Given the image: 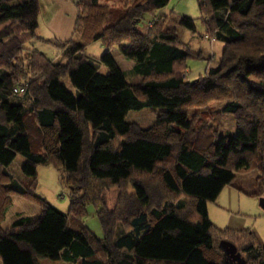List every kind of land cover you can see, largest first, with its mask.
<instances>
[{
	"label": "trees",
	"instance_id": "16d2710c",
	"mask_svg": "<svg viewBox=\"0 0 264 264\" xmlns=\"http://www.w3.org/2000/svg\"><path fill=\"white\" fill-rule=\"evenodd\" d=\"M109 1L78 0L72 38L57 40L37 35L38 0H0V223L11 196L39 208L0 229V264H234L221 240L245 264H264L253 232L216 230L207 215L238 171L254 168L255 194L264 193V0H199L204 36L223 47L217 64L192 81L184 63L201 54L179 48L167 17L156 14L169 0ZM144 15L153 25L142 33ZM178 25L194 32L189 18ZM32 40L59 58L47 59ZM95 42L97 58L84 52ZM112 49L133 63L131 83ZM212 101H225L217 115L232 116L236 132L198 130L199 145L190 140L188 110ZM141 110L155 115L150 126L125 122ZM27 121L38 131L36 152ZM16 156L23 179L9 170ZM39 166L53 167L69 189L65 213L35 193ZM127 187L131 193L109 207L104 194ZM87 205L101 239L83 224Z\"/></svg>",
	"mask_w": 264,
	"mask_h": 264
},
{
	"label": "rangeland",
	"instance_id": "374dc122",
	"mask_svg": "<svg viewBox=\"0 0 264 264\" xmlns=\"http://www.w3.org/2000/svg\"><path fill=\"white\" fill-rule=\"evenodd\" d=\"M47 10L49 11L47 26L52 30H56L62 39H67L70 36L73 16H75L74 4L72 0H46ZM54 2L52 5L50 2ZM133 1V0H132ZM44 2V1H43ZM42 5H45V2ZM199 0H169L167 5L156 14L165 15L166 29H172L178 39V47H186L191 52L201 54V58L188 59L184 63L185 75L187 81H192L199 75H203L205 70L214 67L220 57L223 45L215 40H210L204 36L205 27L203 19L198 11ZM122 3H128L127 0L109 1L107 4L111 7L119 6ZM129 4V3H128ZM181 17L189 18L194 23V32L178 25V19ZM75 18V17H74ZM46 8L37 17L38 31L44 36L50 33L45 27ZM153 25V20L144 15L138 23L137 28L140 32H145L147 28ZM77 37V36H76ZM76 39V38H75ZM33 47L40 50L45 56L52 58L55 54V49L50 45L38 42L33 44ZM102 47L99 42L92 43L85 48V53L88 56L97 58L102 54ZM112 56L119 68L122 70L126 82L131 83L133 80L132 66L133 63L122 58L116 49H112ZM101 72H105L101 68ZM64 83L69 87L67 80ZM225 101H212L204 107L191 108L188 110V117L192 119L193 133L190 136L191 141H196L199 145L203 140H199L198 130L211 129L216 136H232L235 134V122L230 115H217ZM125 122L132 123L139 128H147L154 120L155 115L147 110L130 111L125 117ZM28 136L31 142V151L39 150L38 131L27 121ZM209 133V132H208ZM202 145V144H201ZM20 159V158H17ZM9 170L17 178H21L19 171L18 160H15L9 167ZM58 172L53 167L39 166L36 170L35 193L40 195L47 203L54 206L61 212H66L68 209V193L69 189L63 186L58 179ZM256 170L248 169L241 170L235 174L232 182V192L226 195V190L221 194L219 202L208 204V219L216 230H223L227 224L231 222L228 229L231 231L249 230L254 231L258 242L264 244V213L258 206ZM23 179V177H22ZM253 192V193H251ZM131 193V189L127 187L124 190L119 188H111L104 194L107 205H113L115 197L119 194L127 195ZM9 205L4 213L3 221L0 223V229H7L10 224L21 217L29 219L34 218L39 213V208L36 204L18 196L9 198ZM86 215L83 218L84 226L97 238H102V231L98 220L94 213V208L91 205L85 207ZM230 220V222H229ZM71 226V225H70ZM244 258V256H242ZM54 263L49 260H40L38 264ZM55 264H65L56 262Z\"/></svg>",
	"mask_w": 264,
	"mask_h": 264
},
{
	"label": "crops",
	"instance_id": "0c3cea01",
	"mask_svg": "<svg viewBox=\"0 0 264 264\" xmlns=\"http://www.w3.org/2000/svg\"><path fill=\"white\" fill-rule=\"evenodd\" d=\"M45 2V8H46V20H45V27L47 28V30H48V32L50 33L48 36H44L41 32H39L38 31V28H37V35H38V37H40L41 39H57V40H67V39H69V38H72V31H73V25H74V21H75V18L74 17H76V12H75V16H73L72 15V17H73V24H72V29H71V33H70V36H69V38H67V39H62L60 36H59V34H58V32L56 31V30H52L50 27H48L47 26V22H48V15H49V11L47 10V5H48V3H47V1L46 0H38V3H39V14L40 13H42L43 12V10H44V6L42 5V2ZM78 0H72V4H74V8H75V4H76V2H77ZM43 2V3H44ZM127 2L128 3H130V2H132V0H127ZM52 5L54 4V2H50ZM47 4V5H46ZM75 11H76V8H75ZM38 14V15H39ZM37 23H38V21H37ZM38 42H41V41H38ZM37 43V41H34V40H32V41H30L29 42V45L32 47V48H34L33 47V44H36ZM52 47V46H51ZM34 49H36V48H34ZM53 49H55V48H53ZM102 49V48H101ZM38 52H40L43 56H45V54L43 53V52H41L40 50H38V49H36ZM56 50V49H55ZM47 59H49V60H57L58 58H59V55L57 54V50L55 51V54H54V57H52V58H49V57H47V56H45ZM17 158H20V159H17ZM15 160H18V165L20 166V164H21V162H22V159H21V157H19V156H16L15 157V159L13 160V162L15 161ZM12 162V163H13ZM37 170V169H36ZM237 173V172H236ZM235 173V174H236ZM231 187L232 186H228V187H225L221 192H220V194H219V196L217 197V199H216V201L217 202H219V199H220V196H221V194L224 192V190H226V195H230L231 194V192H232V189H231ZM251 193H253V192H251ZM215 201V202H216ZM38 215V214H37ZM36 215V216H37ZM207 215H208V207H207ZM35 216V217H36ZM209 217V216H208ZM229 222H230V220H229ZM231 225V222L230 223H228L227 224V227L226 228H228V226H230ZM253 233H254V231H252ZM257 236V235H256ZM258 237V236H257ZM259 241V240H258ZM260 244H261V242H259ZM261 245H264V244H261ZM57 261H55L54 263H44V264H55Z\"/></svg>",
	"mask_w": 264,
	"mask_h": 264
},
{
	"label": "water",
	"instance_id": "95a60500",
	"mask_svg": "<svg viewBox=\"0 0 264 264\" xmlns=\"http://www.w3.org/2000/svg\"><path fill=\"white\" fill-rule=\"evenodd\" d=\"M258 206L264 213V193L258 198ZM218 247L221 250L223 256H225L228 260H230L234 264H245L244 259L239 254V252L236 251V248L233 244L221 240L218 243Z\"/></svg>",
	"mask_w": 264,
	"mask_h": 264
},
{
	"label": "built area",
	"instance_id": "2783aa9c",
	"mask_svg": "<svg viewBox=\"0 0 264 264\" xmlns=\"http://www.w3.org/2000/svg\"><path fill=\"white\" fill-rule=\"evenodd\" d=\"M14 92H22V88L18 86L14 88Z\"/></svg>",
	"mask_w": 264,
	"mask_h": 264
}]
</instances>
